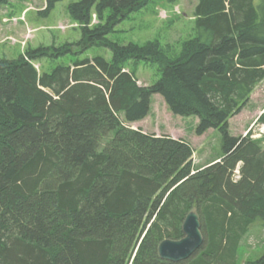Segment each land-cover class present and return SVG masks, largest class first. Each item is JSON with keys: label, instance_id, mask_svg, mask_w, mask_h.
I'll return each instance as SVG.
<instances>
[{"label": "trees", "instance_id": "trees-1", "mask_svg": "<svg viewBox=\"0 0 264 264\" xmlns=\"http://www.w3.org/2000/svg\"><path fill=\"white\" fill-rule=\"evenodd\" d=\"M60 1L47 0L42 13ZM149 1L69 3L77 44L109 48V60L40 73L41 49L0 57V264H235L248 226L264 225V145L229 126L264 79V0H197V35L179 52L159 40L110 38ZM130 60L157 65L160 77L139 85L125 69ZM154 94L174 115L197 116V135L218 129L221 158L192 173L188 141L131 127L148 116ZM191 210L202 246L184 261L162 259L160 242L184 236ZM248 264H264V253Z\"/></svg>", "mask_w": 264, "mask_h": 264}, {"label": "rangeland", "instance_id": "rangeland-1", "mask_svg": "<svg viewBox=\"0 0 264 264\" xmlns=\"http://www.w3.org/2000/svg\"><path fill=\"white\" fill-rule=\"evenodd\" d=\"M72 1L58 2L47 15L42 13L47 0H10L6 5H0V57L15 59L29 49H41L46 54L33 61L40 73H49L57 65H73L77 60L92 59L98 55L111 59L109 48L96 45L83 50L77 44L82 32L80 24L68 12V5ZM196 5L197 0H150L147 6L115 25L110 38L122 43L139 44L159 40L165 50L179 52L186 40L197 35V17L194 15ZM98 23L99 19L94 14L92 24ZM61 47L69 48L70 53L59 57L57 49ZM125 69L134 74L141 86L151 85L160 77L157 65L147 61L136 63L130 60ZM198 122L197 116L174 115L164 98L154 94L148 116L130 125L158 137L167 135L188 141L194 151L192 173H195L197 168L217 161L223 154L220 131L212 128L197 135ZM229 126L230 134L247 136L264 145V79L252 91L242 111L229 119ZM242 165L239 162L236 166L232 177L234 181L241 178ZM263 253L264 225L262 219L257 218L238 242L235 264L254 262Z\"/></svg>", "mask_w": 264, "mask_h": 264}, {"label": "water", "instance_id": "water-1", "mask_svg": "<svg viewBox=\"0 0 264 264\" xmlns=\"http://www.w3.org/2000/svg\"><path fill=\"white\" fill-rule=\"evenodd\" d=\"M184 236L180 239H163L158 246V253L162 259L172 262H180L189 259L204 242L201 230L200 216L195 210H191L182 224Z\"/></svg>", "mask_w": 264, "mask_h": 264}]
</instances>
